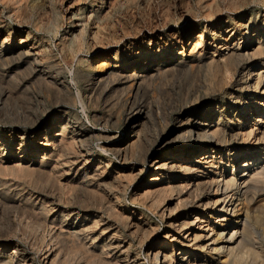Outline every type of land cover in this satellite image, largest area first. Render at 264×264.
Instances as JSON below:
<instances>
[{"label": "bare ground", "instance_id": "bare-ground-1", "mask_svg": "<svg viewBox=\"0 0 264 264\" xmlns=\"http://www.w3.org/2000/svg\"><path fill=\"white\" fill-rule=\"evenodd\" d=\"M262 31L257 33L258 31L255 30L251 36L253 39L248 47L251 52L240 53L244 56L250 55L251 60H247V63L235 70L239 76L238 80L236 79L238 90L227 93L229 100L216 98L214 105L206 112L196 111L194 105L186 108L188 114L184 118H178L180 124L173 130L174 140L180 143L176 151H159V154L149 161L151 177L148 183L143 185V192L138 197L139 201L141 199L148 201L155 196L163 195L161 200L164 206L160 208L159 215L166 229L164 236L162 235L164 241L154 240L149 247L145 259L150 264H264V244L262 239L260 240L264 237H258L259 228H256L258 216L254 215L256 200L264 197V73L259 71L253 74V68L258 64L250 63L258 54H264V30ZM111 37L114 39L118 36L112 31ZM165 54L161 52L159 56H155L146 53L143 54L144 59L137 58L122 62L121 57L116 55L115 64L107 63L106 59L95 66L99 68L97 71H94L92 69L94 67L90 64L88 75L82 72L79 75L76 73L79 79H86L85 98L89 103L103 99L102 103L107 107L118 109L115 117L122 115L125 125L135 123L124 141L107 149L122 164L126 163L130 156L138 155L136 151L144 145L141 142L146 136V123L151 119L152 104L150 101L149 103L142 100L144 97L139 99V95L147 91L146 89L156 80L161 81L160 79L168 73L206 63V59L199 52L198 55H191L189 58H184L183 53L180 52L177 54V60L166 59ZM211 62L208 61V64L210 65ZM260 62L259 69L262 70L264 60ZM21 65L30 67L29 82L36 81L40 87L45 88L47 95H52L54 105H59L57 107L60 110L51 118V122L43 123L41 134L36 132L30 134L25 129L0 132V152H2L0 158L4 156L10 145L17 141L19 143L17 150H21L19 152L21 155L15 167L20 170L23 167L21 161H28L24 160L25 151L29 144H33L30 152L32 155L28 156L31 160L27 162L28 170L32 167L30 175L36 176V180H42L45 185L48 183L58 185L56 205L53 204V198L50 204L47 198L29 195L31 210L43 216L41 223L36 222L38 228L46 233L44 227L51 226L46 234L33 238L30 249L35 251L36 255L43 257V264H144L139 258V253L132 249L133 240L137 238L141 241L144 235L150 237L154 228L146 224L140 216L138 218L134 216L135 212L126 214V207L121 204V194L118 195L117 190L111 191L106 187V180L118 179L120 172L113 173L107 170L110 161L103 163L104 165L101 161L95 162L89 145L90 132L77 122L66 118L61 104H67L71 100L70 92L67 85L59 78L58 71H54L58 65L38 61L28 50L6 49L4 42L0 43V83L5 79L11 80L12 71L19 69ZM216 73L213 72L215 76ZM224 73L222 69L218 72L222 76ZM219 84L218 86H224L225 83ZM11 93L9 89L1 88L0 103L2 99L7 100ZM72 101L73 99L70 102ZM19 119L16 118L18 122ZM251 120L253 123H250ZM22 123L35 125L37 118L23 117ZM51 126L53 128L55 126L53 133L50 132ZM256 136L259 142L244 149L243 144ZM37 140H39V148L34 144ZM226 143L229 144L228 147H225ZM49 145L53 146L51 154L46 150ZM40 150H42L41 157L38 161H34L35 155ZM148 158V153H143V160H140L145 163ZM228 167L231 172L228 171ZM129 169L136 170L133 166ZM71 170L74 171L73 175L68 177L69 189H65L71 191V196L64 197L59 185L61 181L59 182L57 178L62 174L67 176ZM141 171L137 169L136 172L139 175ZM176 171L186 176L171 177ZM198 173H201L200 176ZM164 176L166 178H163ZM49 177L54 180L49 181ZM162 179H166L164 187L158 183ZM81 191L82 194L87 191L88 195L94 198L97 195V201L92 198L98 203V209H102L103 212L105 210L107 218L115 219L118 226L110 224L102 216L104 214H99L100 210L99 213L94 212L96 209L89 211L91 208L86 196L84 195L88 201L77 199L79 197L76 192ZM173 193L176 194L174 200L171 199ZM159 199L160 197L158 201ZM64 200L66 202L62 203ZM153 201L150 200V203ZM158 201L157 203H160ZM172 202H175V206L170 208ZM78 203L82 204V207L78 205L77 209L74 208ZM120 204L122 206L118 208ZM262 206L264 207L263 203ZM54 208H56L55 215L50 216ZM177 209L180 211L174 215ZM182 231H185L184 236L180 235ZM140 234L143 236L140 237ZM0 253H3L2 256L0 255V264H35V259L26 254L24 249H18L16 245L7 253H4V249L0 247Z\"/></svg>", "mask_w": 264, "mask_h": 264}, {"label": "rangeland", "instance_id": "rangeland-1", "mask_svg": "<svg viewBox=\"0 0 264 264\" xmlns=\"http://www.w3.org/2000/svg\"><path fill=\"white\" fill-rule=\"evenodd\" d=\"M217 8L219 9L217 10ZM207 14L212 15L208 16ZM255 30L258 31L257 33L264 30V0H0V43L4 42L6 49L28 50L30 55L38 61L52 62L58 65H56L57 68L59 67L58 70L54 68V71H58L59 78L67 85L70 92L69 99H73L72 102L70 100L67 104H61L66 118L77 122L90 132L89 145L93 160L101 161V164L110 161L107 170L113 173L120 172L117 181L106 180V187L111 191L117 190L118 195L121 194V204L124 208L126 207V214L135 212L134 216L137 218L140 216L146 224H150L154 228L150 237L140 234V237H144H141L143 240L139 241L137 238L133 240L132 249L139 253V258L144 264H150L146 261L145 256L151 243L154 240L164 241L163 236L166 231L164 221L159 215L160 208L164 206L161 200L163 195L155 196L157 198H154L157 200L152 198L154 201L150 199L153 201L152 204L150 200L141 198L140 202L138 197L143 192V185L147 184L151 177L149 161L159 154V151H176L175 149L180 143L178 140H174L173 130L180 124L179 119L188 114L186 108L194 105L196 111L206 112L214 105L213 102L216 98L222 97L224 100H229L227 93L238 90L239 76L235 70L240 65L247 63V60H251L250 55L244 56L240 53L249 51L248 47L253 39L251 36ZM112 31L118 36L117 38L111 37ZM161 52H165V58L169 60H177V54L180 52L183 53L184 58L198 55L199 52L206 59V63L199 66L191 65L190 68L175 71L176 73L172 72L173 74L168 73L167 76L160 79L161 81L156 80L146 89L147 91L141 93V96L139 95V99L144 97L141 99L150 101L151 103H149L152 104L151 119L146 123L145 128V138H148H144L141 142L144 145H141L142 147L136 151L139 157L137 154L130 156L129 160L122 164L107 149L124 141L135 123L125 125L122 115L115 117L118 109H110L105 103H102L103 99L99 102L89 103L85 98L86 79H79L78 75L81 72L88 75V65L90 64L94 67L92 68L94 71L99 70L95 66L106 59L107 63L115 64L116 55L121 57L122 62L137 58L144 59L143 56L146 53L159 56ZM260 54L250 61V63L258 64L253 68V74L259 71L264 73V65L262 70L259 69L260 61L264 60V54ZM208 61H212L210 65ZM217 63H219V67H217ZM225 64L233 65L230 68ZM223 66L225 67L223 68ZM29 69L30 67L21 65L19 69L12 71L13 78L11 80L5 79L0 83V90L3 88L12 92L7 100L2 99L0 103V132L10 130L16 132L25 129L30 134L34 132L41 134L43 123L51 122V118L60 111L57 107L59 105H54L52 95H47L45 88L44 90L40 87L36 81L29 82L28 79L31 76V69ZM213 69H217V73ZM221 69L226 73L224 76L218 74ZM229 69L231 70L229 71ZM226 70L228 71L226 72ZM213 72L216 73V76ZM219 83L225 84L218 86ZM218 87L221 88L220 91ZM235 88L237 89L235 90ZM31 116L37 118L35 125L22 123L23 117L30 119ZM16 118H20L19 122ZM251 122L253 123L252 120ZM54 128L50 127L51 133L55 131ZM50 136L52 135L50 134ZM256 139L257 136L245 142L244 149L256 145L259 142ZM38 143L39 140L34 144L39 148ZM18 144L17 141H14L4 152V156L0 158V247L4 249V253H7L16 245L18 249H24L26 254L33 257L35 264H43V257L36 255V252L30 249V244L34 241L33 238L46 234L51 226L44 227L45 231L47 230L46 233L38 228L37 223H41L43 216L39 212L35 213L31 210L32 204L29 201V195L34 194L33 197L47 198L49 203L53 198V204L56 205L58 204L56 198L58 185L50 183L51 188H49V183L45 185L41 182L42 180H36V176L30 175L32 167L28 170L27 162L31 160L28 156L32 155L30 152L33 144H29L25 151L24 160L28 161H21L23 167L21 166L20 170L15 167L19 162V155H21L19 153L21 150H17ZM147 144L149 145L147 146ZM228 146L229 144L226 143L225 147ZM46 150L49 151L48 154L53 153V146L49 145ZM41 151L35 155L34 161L39 160ZM143 153H148L149 157L145 163L141 161ZM1 154L2 152H0V156ZM132 166L136 170L130 171L129 168ZM137 169L142 170L139 175L136 172ZM227 169L231 172L229 167ZM73 171L67 173V176L62 174L63 176L60 175L57 178L62 183L59 185L64 197L71 196V191L65 189H69L67 181L68 177L73 175ZM200 174L198 173L199 176ZM177 175L186 176L176 171L171 177H177ZM51 180L54 178L51 177L49 181ZM158 183L164 187L166 179H162ZM40 186L41 188H39ZM85 192H83L84 194L82 191L76 192L79 197L77 199L89 200L91 208L89 211L96 209L97 211L94 210V212H101L99 214H104L102 216L110 224L118 226L115 219L107 218L105 210L103 212L102 209H98L96 202L98 196L96 195L97 197L94 198L90 194L88 195L87 191ZM171 196L172 200L176 198L175 193ZM262 198L264 197L257 199L258 201L256 200L254 205L256 208L254 215L258 216L256 220V228H259V231L257 230L258 237H264V210H262V208L264 209L262 206L264 199ZM70 200L72 201V199ZM65 202V200L62 201V203ZM38 203L37 201L36 204ZM121 204L118 208H121ZM77 206L82 207V204L78 203L74 208L77 209ZM174 206L175 202H172L169 207L173 208ZM56 208L50 213V216L55 215ZM179 211L178 209L174 211V215ZM91 219L92 217L89 218V220ZM184 232L182 231L180 235L184 236ZM145 236L147 237L145 238ZM261 239L264 244V239ZM2 254L0 253L1 256Z\"/></svg>", "mask_w": 264, "mask_h": 264}]
</instances>
